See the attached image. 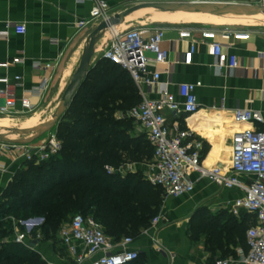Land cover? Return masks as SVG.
I'll list each match as a JSON object with an SVG mask.
<instances>
[{
    "label": "crops",
    "instance_id": "obj_1",
    "mask_svg": "<svg viewBox=\"0 0 264 264\" xmlns=\"http://www.w3.org/2000/svg\"><path fill=\"white\" fill-rule=\"evenodd\" d=\"M104 1L113 9L114 15L140 4L132 0ZM195 1L250 2L249 0ZM94 5V0H0V62L13 57L23 59L18 65L1 68L0 76L20 74L23 77V86L18 88V96L29 95L30 90L41 82L43 76L52 75L50 87L44 98L32 96L31 99L34 103H39V110L46 111L50 108L54 112L57 110L59 97L81 63L90 33L97 27L89 25L78 29L76 23L88 19ZM201 16H210L215 23H201ZM254 19L242 16H220L198 10L167 9L135 16L119 25L121 28L139 27L145 37H149L155 28L167 29L162 49L168 52L169 63L165 65L151 63L150 70L161 72L163 86L169 87L177 94L182 83L197 85L199 111L191 116L187 114L174 116L166 112V117L169 127L174 132L177 129L192 130L193 136L190 140L201 143L200 153L204 165L208 168L217 165L226 169L230 167L232 139L237 131L248 128L264 131V29L258 28L259 26H247V24L263 25ZM15 24L26 25V33H16ZM202 24L208 25L205 27L206 25ZM189 26L219 30L221 34L218 40L222 42L226 51L238 56L239 67L219 69L208 43H200L192 64L186 65L183 58L189 43L179 39L177 29ZM195 36L199 37L198 34ZM110 40L111 36L108 38L103 36L97 41L92 65L102 57ZM149 56L153 57V54ZM57 60L59 64L55 71L40 68ZM146 92L148 97L158 96L153 90L146 89ZM237 108L259 111L262 121L255 125L230 123L231 121L227 120H233V112ZM127 113L118 112L117 116L121 118L124 117L123 115L127 116ZM53 131L56 129L54 128ZM138 132L134 125L132 135L134 137L144 135ZM43 142L45 141L38 144ZM19 153L20 148L0 143V199L17 171L23 166L24 159L18 158ZM151 161L141 163L142 168H136L137 163L127 164L120 173L122 177H126L128 174L137 173L140 169L144 180L148 182L147 174ZM193 179L195 189L190 194L173 198L167 196L164 191L161 212L157 215L161 220L157 225L152 223L154 217L150 226L141 228L137 235L123 236V238L132 237L131 248L140 253L135 264H209L220 258L222 253L217 252L214 255L206 247L203 236L197 239L194 235L207 219L212 217L219 222H227L230 217L240 221L242 214L236 216L232 213L231 207L235 199L243 196V192L236 188L221 187L208 178L201 179L197 174ZM35 218L38 219L37 226L44 222L42 217ZM38 234L32 237L29 246H25L38 252L47 264L73 263L72 255L62 245L61 240L44 239L40 232ZM33 241L38 243L31 247ZM232 247L238 253L240 250L245 251L239 243ZM90 262L91 259L87 264Z\"/></svg>",
    "mask_w": 264,
    "mask_h": 264
},
{
    "label": "built area",
    "instance_id": "obj_2",
    "mask_svg": "<svg viewBox=\"0 0 264 264\" xmlns=\"http://www.w3.org/2000/svg\"><path fill=\"white\" fill-rule=\"evenodd\" d=\"M95 5L88 19L76 23L78 29L89 25L98 26L103 21H109L113 9L104 0H94ZM264 0H251L252 3L262 4ZM134 3H156L163 0H132ZM18 34H25L26 25L15 24ZM166 28L158 27L149 37H145L139 27L123 29L115 26L110 29L111 40L102 53V58L119 64L128 70L142 95V101L133 107L127 117L133 120L141 134H144L154 150L153 160L149 163L148 180L164 189L169 197L179 198L190 194L195 189L194 175L208 178L213 183L227 188L239 189L243 196L235 199L231 211L236 216L243 212L254 215L255 224L246 232L248 251L240 250L237 257L217 258L209 264H264V131L248 128L237 131L232 139V159L228 169L217 165L208 168L203 163L200 153L201 143L190 140L193 136L191 129L169 127L166 112L174 116L193 115L200 109L195 83L180 84L178 94L163 86L161 72H152L151 63L168 64V52L162 49ZM179 39L187 41L189 47L184 51L183 62L190 65L200 43H208L216 58L219 69H235L240 61L236 54L226 51L218 40L221 32L214 28L183 27L178 28ZM196 34L199 35L196 38ZM149 54H153L150 57ZM23 62L21 57H13L0 62L1 68H8ZM58 60L47 63L41 69L49 68L55 71ZM53 76H43L41 82L30 90L29 95L18 96V88L23 86L20 74L0 76V117H19L35 113L39 103L32 101V96L44 98ZM146 89L155 91V98L148 97ZM233 120L237 125L253 124L262 121L259 111L237 108L233 112ZM20 148L18 158L24 162L36 160L45 161L56 155L62 148V142L56 131L51 132L49 139L41 144L12 145ZM109 173L116 172L113 167H107ZM122 168L118 169L121 171ZM13 241L18 244L30 245L32 231L38 224L37 218L15 219ZM161 220L156 216L152 223L157 225ZM38 236H40L38 234ZM61 243L72 255V264H132L140 253L131 248L132 237L115 241L108 236L97 219L92 215L75 214L71 221L65 223L59 231ZM82 247V248H81ZM208 264V263H207Z\"/></svg>",
    "mask_w": 264,
    "mask_h": 264
},
{
    "label": "trees",
    "instance_id": "obj_3",
    "mask_svg": "<svg viewBox=\"0 0 264 264\" xmlns=\"http://www.w3.org/2000/svg\"><path fill=\"white\" fill-rule=\"evenodd\" d=\"M141 101L128 70L102 57L92 65L55 127L61 150L45 161L24 162L0 199V264H47L38 252L13 241V218H44L32 237L40 232L45 239L54 238L63 221L78 213L93 215L115 241L150 226L161 212L164 189L145 181L141 171L126 177L118 171L154 157L146 136L132 135L133 120L117 116ZM109 166L117 171L109 173ZM253 216L243 212L240 221L230 217L227 222L209 218L194 236H203L220 258L237 257L232 246L239 243L248 251Z\"/></svg>",
    "mask_w": 264,
    "mask_h": 264
},
{
    "label": "water",
    "instance_id": "obj_4",
    "mask_svg": "<svg viewBox=\"0 0 264 264\" xmlns=\"http://www.w3.org/2000/svg\"><path fill=\"white\" fill-rule=\"evenodd\" d=\"M206 10V11H247L258 12L264 14V4L252 2H224V1H163L156 3H140L131 9L114 15L109 21H103L94 29L86 42L83 57L79 67L74 73L70 83L62 91L59 99L60 103L56 113L40 128L28 138H13L0 134V143L12 145H27L31 144L48 131L54 129L57 124L63 119L69 105L73 101L83 81L89 74L92 67V57L95 51V45L100 40L107 30L112 27L119 26L125 21L134 17L135 14L142 10ZM38 241H33L31 247H34Z\"/></svg>",
    "mask_w": 264,
    "mask_h": 264
},
{
    "label": "rangeland",
    "instance_id": "obj_5",
    "mask_svg": "<svg viewBox=\"0 0 264 264\" xmlns=\"http://www.w3.org/2000/svg\"><path fill=\"white\" fill-rule=\"evenodd\" d=\"M249 1H251V0H249ZM255 3V2H254ZM262 4H264V1H262ZM259 18V19H258ZM258 18H255L254 20L255 21H258V22H260V23H262L263 25H249V24H247V26H259L258 28H262V29H264V16H261V17H258ZM200 21H201V23H215V21H214V19H212L210 16H201V18H200ZM202 25H206L205 27H207V25L208 24H202ZM127 27H124L123 29H126ZM44 110H39V111H37V112H35V113H31V114H28V115H22V116H19V117H8L7 118V116H3V117H1L2 119L4 118V117H6V120H9V121H11V122H15V123H18V122H21V121H24V120H28L29 118H35V119H39L37 122H36V124H39V122H40V124H43V123H45V122H47L51 117H53L54 116V114L56 113V111L54 112V111H52V109L50 108V109H48V110H46V111H44ZM124 117L126 116V115H123ZM10 118V119H9ZM5 119V118H4ZM134 124V123H133ZM135 125V124H134ZM16 128V129H15ZM37 129V127L36 128H33V129H31V130H28V131H20V130H18V128L17 127H13V129H10L9 131H0V133H9L8 135H4V136H8V137H13V138H28V137H30L33 133H34V131ZM53 131V129L52 130H50V131H48L47 133H45L44 135H42L40 138H38L36 141H34L33 143H31V144H38V143H40L41 141H47L48 139H49V137H50V135H51V132ZM139 133V132H138ZM140 134V133H139ZM138 164V165H137ZM136 164V168L138 167V168H142L143 167V165H141V163H137ZM135 167H133L134 169H136ZM138 171H141L142 172V170H140V169H138ZM143 173V172H142ZM72 216L73 215H70L69 217H68V219L67 220H65V221H63V223H62V226L65 224V223H68V222H70L71 221V219H72ZM93 216V215H92ZM30 219V218H29ZM54 238H52L53 240H55V239H58V240H61L60 239V236H59V232H57V233H55L54 234ZM44 239H45V237H44ZM47 239V238H46ZM49 239V238H48Z\"/></svg>",
    "mask_w": 264,
    "mask_h": 264
},
{
    "label": "bare ground",
    "instance_id": "obj_6",
    "mask_svg": "<svg viewBox=\"0 0 264 264\" xmlns=\"http://www.w3.org/2000/svg\"><path fill=\"white\" fill-rule=\"evenodd\" d=\"M152 11H155V10L154 9L142 10V11L138 12L137 14H135L134 17L139 16V15L144 16V15H147L148 13H150ZM198 11H202V12H206V13L214 14V15H220V16H240V17L242 16V17H250V18H256L258 16H264V14H262V13L247 12V11H219V10H217V11L198 10ZM110 35H111L110 30H107L104 34V36H106L107 38L110 37ZM38 120L39 119H35L33 117V118H29L28 120H24V121L15 123V122H11L9 120L0 118V131H3V130L9 131L10 129H13V127H17L18 130H20V131H28V130H31V129L36 128V127L38 128L41 125V124H36V122ZM227 121H231L230 123H232V124L234 123V120H231V119H228ZM0 134L1 135H8L9 133H0Z\"/></svg>",
    "mask_w": 264,
    "mask_h": 264
}]
</instances>
